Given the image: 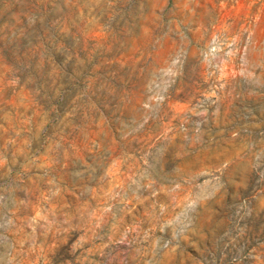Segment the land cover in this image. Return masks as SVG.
<instances>
[{
    "label": "rangeland",
    "instance_id": "rangeland-1",
    "mask_svg": "<svg viewBox=\"0 0 264 264\" xmlns=\"http://www.w3.org/2000/svg\"><path fill=\"white\" fill-rule=\"evenodd\" d=\"M0 264H264V0H0Z\"/></svg>",
    "mask_w": 264,
    "mask_h": 264
}]
</instances>
